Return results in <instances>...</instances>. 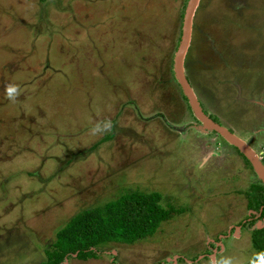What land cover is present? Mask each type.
<instances>
[{"label":"rangeland","instance_id":"374dc122","mask_svg":"<svg viewBox=\"0 0 264 264\" xmlns=\"http://www.w3.org/2000/svg\"><path fill=\"white\" fill-rule=\"evenodd\" d=\"M186 3L0 0V264H42L72 215L132 190L182 212L135 244L63 264L252 260L264 218L246 206L258 179L192 119L166 72ZM190 34L184 74L203 111L264 167V0H199ZM104 121L113 131L92 134Z\"/></svg>","mask_w":264,"mask_h":264},{"label":"trees","instance_id":"16d2710c","mask_svg":"<svg viewBox=\"0 0 264 264\" xmlns=\"http://www.w3.org/2000/svg\"><path fill=\"white\" fill-rule=\"evenodd\" d=\"M39 1L43 2L44 0ZM194 41L198 42L197 37L196 39L194 37ZM198 44H195L194 47L197 48ZM201 48L203 49V46ZM195 52L198 53L196 49ZM196 58L190 59L188 55L185 59L186 67L191 68V65L196 63ZM168 71L166 70L173 77L171 64ZM165 75L167 74L165 73ZM162 81L163 78L155 80L157 87H160ZM173 81L174 88L177 90L181 101L185 103L187 112L191 114L180 86L175 80ZM172 105H175V103H172ZM175 106H178V104ZM192 119L196 121L194 117ZM212 120L216 122L214 118ZM111 122L112 125L116 126L115 121L111 120ZM111 131H113V128H111ZM110 136L111 134L107 135L103 140L105 141ZM221 140L224 142L223 139ZM234 149L242 157L245 165L253 171L248 160L236 148ZM83 155L84 151L77 154L78 157ZM258 182L252 184L253 190L248 191V195L252 199L249 198L246 207L264 218V185L261 183L259 185ZM181 212V208L176 210L171 206H166V204L164 206L160 193L137 190L125 191L103 204L80 209L72 215L56 231L53 241L44 250L45 260L42 264H63L64 260L73 257L81 261L97 259L100 257L102 249L110 247L112 243L132 245L153 236L159 230L163 221L170 219L173 213L180 214ZM251 245L255 250V255L247 264H254L257 259L256 254L264 252V228L251 231Z\"/></svg>","mask_w":264,"mask_h":264},{"label":"water","instance_id":"95a60500","mask_svg":"<svg viewBox=\"0 0 264 264\" xmlns=\"http://www.w3.org/2000/svg\"><path fill=\"white\" fill-rule=\"evenodd\" d=\"M198 1L199 0H187L185 6L180 30V39L173 57L172 70L174 78L187 100V104L193 117L199 122L200 128L207 130L208 132H215L230 146L235 147L239 153L248 160L257 179L264 185V167L261 161L257 158L255 152L241 138L229 131L226 127L214 122L203 112L198 99L184 74L183 62L190 42L192 19Z\"/></svg>","mask_w":264,"mask_h":264},{"label":"clouds","instance_id":"9594fccd","mask_svg":"<svg viewBox=\"0 0 264 264\" xmlns=\"http://www.w3.org/2000/svg\"><path fill=\"white\" fill-rule=\"evenodd\" d=\"M5 93L7 95V97L10 100H15L16 98V94H17V88L15 85H8L5 88ZM199 102V101H198ZM200 105V102H199ZM201 107V105H200ZM202 108V107H201ZM203 110V109H202ZM204 112V111H203ZM205 113V112H204ZM207 114V113H205ZM208 115V114H207ZM209 118L213 119L210 115H208ZM197 121V120H196ZM195 121V122H196ZM217 123V122H216ZM197 124H199V122L197 121ZM111 128V122L110 121H104L102 124H95L92 129L90 130L92 134H96V133H103L106 131H109ZM230 131V130H229ZM232 132V131H231ZM211 133H215V132H211ZM233 133V132H232ZM216 134V133H215ZM219 136V135H218ZM220 137V136H219ZM233 147V146H232ZM235 148V147H234ZM252 149V148H251ZM239 152V151H238ZM257 153V154H256ZM256 156L259 160H261V156H259V154H262V152H256ZM254 173V172H253ZM255 174V173H254ZM259 181V180H258ZM260 182V181H259ZM261 183V182H260ZM262 184V183H261ZM263 185V184H262ZM257 259L254 262V264H264V252L262 253H257ZM224 264H228L227 261H224Z\"/></svg>","mask_w":264,"mask_h":264}]
</instances>
